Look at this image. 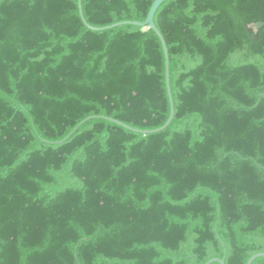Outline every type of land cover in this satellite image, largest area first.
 <instances>
[{"label": "trees", "instance_id": "trees-1", "mask_svg": "<svg viewBox=\"0 0 264 264\" xmlns=\"http://www.w3.org/2000/svg\"><path fill=\"white\" fill-rule=\"evenodd\" d=\"M154 1L80 4L103 28L144 22ZM78 4L0 0V264L264 253V0L162 3L174 117L146 135L105 118L166 123L159 39L131 25L91 31Z\"/></svg>", "mask_w": 264, "mask_h": 264}, {"label": "water", "instance_id": "water-1", "mask_svg": "<svg viewBox=\"0 0 264 264\" xmlns=\"http://www.w3.org/2000/svg\"><path fill=\"white\" fill-rule=\"evenodd\" d=\"M166 0H155L153 2V4L150 7V10L148 12L147 18L144 22H121V23H117L114 25H110L107 27H103V28H95L90 26L89 24L86 23V21L84 20V17L82 15V10H81V4H80V0H79V14L81 17V20L83 22V24L85 25V27L91 31H105V30H110L116 27H120V26H125V25H131V26H135V27H139L142 29V31H153L155 33V35L157 36V38L159 39L162 49H163V53H164V58H165V80H166V88H167V94H168V98H169V102H170V114L168 117V120L166 121V123L159 129L156 130H151V131H139V130H135L132 129L118 121H115L113 119L110 118H105L106 120L115 123L116 125H119L125 129L131 130L133 132H137V133H141L143 135L146 134H152V133H157L160 131H163L164 129H166L171 121L173 120L174 117V104H173V100H172V96H171V90H170V76H169V58H168V51H167V46L165 43L164 38L162 37L161 33L159 32V30L156 28L155 24H154V16L158 10V8L162 5L163 2H165ZM73 133V132H72ZM68 138V137H67ZM258 258H264V253H257L255 255H253L247 262L246 264H252L256 259ZM212 263H218V264H224L223 260L220 259H211L209 260L206 264H212Z\"/></svg>", "mask_w": 264, "mask_h": 264}]
</instances>
